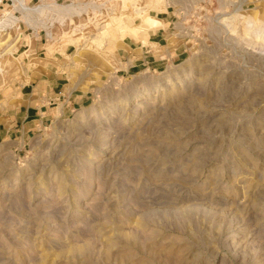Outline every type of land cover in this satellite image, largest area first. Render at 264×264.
I'll use <instances>...</instances> for the list:
<instances>
[{"label": "rangeland", "instance_id": "obj_1", "mask_svg": "<svg viewBox=\"0 0 264 264\" xmlns=\"http://www.w3.org/2000/svg\"><path fill=\"white\" fill-rule=\"evenodd\" d=\"M4 11L0 114L49 59L87 96L0 136V264H264V0ZM130 35L155 53L114 58Z\"/></svg>", "mask_w": 264, "mask_h": 264}, {"label": "crops", "instance_id": "obj_2", "mask_svg": "<svg viewBox=\"0 0 264 264\" xmlns=\"http://www.w3.org/2000/svg\"><path fill=\"white\" fill-rule=\"evenodd\" d=\"M166 28L148 31L145 34V41L152 42L153 39H156L155 41L166 44L167 32H169L171 27L167 25ZM126 34H130V32ZM142 36L134 37L130 35L129 41L119 39L120 46H114L111 50L114 58L117 56L116 58L118 59H128L133 54L135 48H140L143 57L153 55L155 51L151 49V46L149 44H142ZM68 48L65 47V53H68ZM166 52L168 54L170 52L177 54V49L167 48ZM68 67L66 64L56 63L54 59H49L46 61L44 69L35 79L20 87L21 91L18 102L11 109H5L4 113L0 114V136L4 134H18L22 136L24 133L31 132L39 122L49 117L52 110H54L55 106L53 104L55 100H60L61 106L68 107L74 104L75 101L85 99L87 91L79 88L85 82L84 76H78L75 73V78H73V75L69 77L67 74L69 72ZM72 78L73 82L70 84L69 82Z\"/></svg>", "mask_w": 264, "mask_h": 264}, {"label": "bare ground", "instance_id": "obj_3", "mask_svg": "<svg viewBox=\"0 0 264 264\" xmlns=\"http://www.w3.org/2000/svg\"><path fill=\"white\" fill-rule=\"evenodd\" d=\"M13 18V16H10ZM9 17L7 11L2 12L0 16V28L5 27V25H2L1 19H8L10 20L11 18ZM261 20V19H260ZM263 21V20H262ZM157 25V24H156ZM252 26L254 29L257 31V34L260 36L264 37V22H259V23H253ZM137 28V27H136ZM140 29V28H139ZM137 33V32H136ZM12 50V49H11Z\"/></svg>", "mask_w": 264, "mask_h": 264}]
</instances>
